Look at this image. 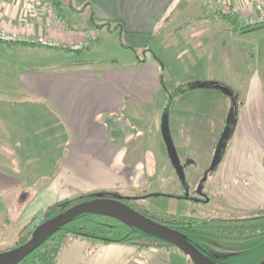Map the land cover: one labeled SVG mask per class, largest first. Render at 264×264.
Returning <instances> with one entry per match:
<instances>
[{"label":"crops","instance_id":"1","mask_svg":"<svg viewBox=\"0 0 264 264\" xmlns=\"http://www.w3.org/2000/svg\"><path fill=\"white\" fill-rule=\"evenodd\" d=\"M257 1L227 0V6L248 15L255 12ZM86 3L97 21L121 26L124 42L120 40L129 49L123 57L111 63L110 56L82 61L72 57L76 51L62 47L4 42L10 55L0 58V226L5 231L0 243L16 241L34 215L68 198L104 191L145 199L157 195L152 189L165 182L167 155L173 166L170 175L178 179L176 158L163 140V118L168 109L173 140V115L184 113H172L173 104L166 102L171 91L165 80L175 79L168 67H193L204 57L214 58V49L223 61L229 41L242 34L207 0H73L76 8ZM65 4L67 0L60 11L65 30L48 29L44 18L26 10L25 0H0L1 23L49 33L64 42L96 31L97 38L86 48L91 51L117 33H99L90 18L88 27L74 25ZM244 49H237L234 61L241 62ZM247 54L246 64L251 59ZM51 59L56 62L44 63ZM189 70H181L182 76ZM243 73L240 69L239 76ZM248 81L245 97L260 98L263 76L254 73V87ZM182 98L177 105L183 104ZM260 112L241 106L240 132L226 157L217 161L209 182L227 193L231 206L244 210L264 208V161L254 154L258 148L252 132L258 129ZM189 259L166 246L95 244L73 236L56 264H189Z\"/></svg>","mask_w":264,"mask_h":264},{"label":"rangeland","instance_id":"2","mask_svg":"<svg viewBox=\"0 0 264 264\" xmlns=\"http://www.w3.org/2000/svg\"><path fill=\"white\" fill-rule=\"evenodd\" d=\"M64 10L68 19L74 25L80 28L91 25L87 11H73L66 4L64 5ZM99 33L109 35L105 27L99 29ZM237 37V40L229 41L230 48L227 49V54L223 61H218L216 50L214 49L210 53L214 58L204 57L200 62H195L197 64L194 63L193 67L185 65H177L176 67L171 65V67H168L175 71L174 78L176 80L172 79L171 81L170 76H167L168 80H165V84L168 85L171 91L170 97H167L166 102L170 105L173 104L172 113L175 109H179L184 113L173 115V127H177L176 131L173 130V141L176 144L175 162L179 175L178 179L170 175L169 171H172L173 166L167 155L165 161V182L164 184L156 183L155 188L152 189V192L156 191L158 194H152L146 199L145 196H141V203L147 207L176 214H191L197 211L201 216H239L246 215L252 211L231 206L229 197L224 190H215L209 186V182L216 172L215 166L217 165V161L220 158L224 159L226 157L234 136L240 132L238 115H240V109L243 104H246L249 108L256 107L259 112L261 109V112L257 116L258 129L256 132L254 130L252 132L254 134V144L258 148V152L256 151L254 154H257L259 160L262 159L264 161V28L244 33ZM120 39L124 42L118 30L116 34L112 33L110 36H107L106 41H103L102 45L97 49L92 51L86 50L83 54L71 52L72 57L77 59L81 57L82 61H91L92 59L100 61L102 58L110 56L109 61L111 63V60L116 58V56L123 57L125 53L129 52L128 48H124V43ZM0 44H2V46L0 45V58H4L3 54L9 56L10 50L4 46L7 44L1 42V40ZM234 47L236 51L232 49ZM238 48H245L242 55L246 57L247 53L251 54V59L247 61V64L246 57L244 56L239 57L240 60L242 59L241 62L234 61L235 55L238 54ZM55 62V59H51V61L44 63L53 64ZM234 62L237 64H234ZM185 67L190 70L182 76L181 70ZM240 69L244 71L243 75L246 74V78L243 75L239 76ZM254 73L263 76V83L261 84L262 93L260 98L258 96L255 99H250L246 98L245 95L250 78L251 86L254 87L252 81ZM216 83L229 86L233 90L236 106L226 93L212 86ZM207 85L211 87H206ZM189 86H195V88H189ZM177 87L184 88V93L181 94L176 91ZM180 95L185 96V98H182L184 102L181 106L180 104L177 105ZM205 111H208V113ZM252 127L254 128V126ZM165 142L164 140V144H167ZM236 154H240L239 151ZM174 179H177L176 184L172 183ZM242 182L246 183L248 181H245L243 178ZM142 192L143 190H140L137 193L141 194ZM146 192H149V189ZM184 193H190L191 195L194 193L202 194L201 198L206 200L205 202H194L193 200L179 197ZM209 198H211L210 201H208ZM0 231L2 232L0 235L3 236V232H5L3 226L0 227ZM16 241L3 243L1 240L0 249L5 250L14 247ZM171 248L177 251L180 256L187 259V256L178 247L172 246ZM263 258L264 252H260L243 259H235L232 264H256ZM189 264H194L191 259L189 260Z\"/></svg>","mask_w":264,"mask_h":264},{"label":"trees","instance_id":"3","mask_svg":"<svg viewBox=\"0 0 264 264\" xmlns=\"http://www.w3.org/2000/svg\"><path fill=\"white\" fill-rule=\"evenodd\" d=\"M63 4L64 0H56L59 11L62 10ZM67 4L79 12L87 11L96 29L104 27L111 31L118 29L122 34L120 25L112 26L108 21H97L94 18L92 8H88L89 3L80 8L74 6L73 0H67ZM223 17L232 24V29L236 32L248 28L240 25L233 16L223 14ZM67 50L82 53L86 51V48L83 50ZM183 89L177 87L176 90L181 93ZM98 194L102 196L112 195L107 191L78 195L56 202L39 211L20 231L15 246L29 240L33 230L45 220ZM140 199L141 197H123L125 203L139 212L183 233L206 257L219 264H232L235 259H243L264 252V208L255 209L246 215L239 216H201L197 211L191 214H176L149 208L140 204ZM73 236H82L95 244L124 243L139 247L174 246L111 216L83 213L47 237L39 247L18 264H56L61 249ZM1 251L3 250L0 249Z\"/></svg>","mask_w":264,"mask_h":264},{"label":"water","instance_id":"4","mask_svg":"<svg viewBox=\"0 0 264 264\" xmlns=\"http://www.w3.org/2000/svg\"><path fill=\"white\" fill-rule=\"evenodd\" d=\"M263 28L264 23H261L243 29L240 33L244 34L254 32ZM212 86L214 88L221 89L224 93H226L233 100L234 105L236 106L233 90L229 86L219 83ZM168 116L169 113L167 109L163 118V134L172 157H175V146L170 133ZM121 197V195L111 197L98 194L89 200H85L68 207L39 224L33 230L30 239L25 243L1 251L0 264H18L28 254L39 247L47 237L83 213H97L111 216L129 226H133L155 237L165 240L178 247L182 252L189 256L194 264H219L206 257L187 239L183 233L139 212L132 206L125 203ZM256 264H264V258Z\"/></svg>","mask_w":264,"mask_h":264},{"label":"built area","instance_id":"5","mask_svg":"<svg viewBox=\"0 0 264 264\" xmlns=\"http://www.w3.org/2000/svg\"><path fill=\"white\" fill-rule=\"evenodd\" d=\"M26 10L33 16L44 18L48 29L65 30V21L56 6V0H25ZM215 6L222 14L235 17L240 25L245 27L264 23V2L257 1L255 12L245 15L235 8L227 6V0H207ZM97 38V32L86 33L82 38L64 42L49 33H32L11 29L1 23L0 17V40L7 43L27 42L41 44L47 47H62L71 50H83Z\"/></svg>","mask_w":264,"mask_h":264},{"label":"flooded vegetation","instance_id":"6","mask_svg":"<svg viewBox=\"0 0 264 264\" xmlns=\"http://www.w3.org/2000/svg\"><path fill=\"white\" fill-rule=\"evenodd\" d=\"M109 193L112 194V195H110L111 197L116 196V195H120V194H116V193H112V192H109ZM193 195H191L190 193H188V194L184 193L183 195H181L179 197H184V198H187L188 200H193L194 202H205V200H206V199L203 200V198H201L202 194H195L194 193ZM121 196H122L121 199L123 200V197H128L129 195H121ZM131 197H141V196H131ZM139 202H140V204H143V203H141L140 200H139ZM10 248H12V247H10ZM7 249H9V248H7Z\"/></svg>","mask_w":264,"mask_h":264}]
</instances>
